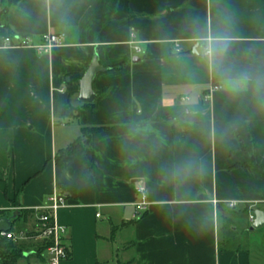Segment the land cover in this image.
<instances>
[{"label":"crops","instance_id":"1","mask_svg":"<svg viewBox=\"0 0 264 264\" xmlns=\"http://www.w3.org/2000/svg\"><path fill=\"white\" fill-rule=\"evenodd\" d=\"M0 7L12 36L37 44L65 36L49 54L0 49L1 217L48 206L58 191L67 206L57 222L69 230L62 264H256L235 243L234 225L255 240L249 215L264 212V91L229 90L206 53L226 43L238 68L264 75V0ZM95 56L107 71L96 75L90 106L79 100V81ZM214 85L221 90L210 93ZM84 127L108 128L94 137V170L86 157L57 163ZM189 159L196 170L177 172ZM221 220L232 227L223 237ZM29 245L17 264H46Z\"/></svg>","mask_w":264,"mask_h":264},{"label":"built area","instance_id":"2","mask_svg":"<svg viewBox=\"0 0 264 264\" xmlns=\"http://www.w3.org/2000/svg\"><path fill=\"white\" fill-rule=\"evenodd\" d=\"M65 42V36L62 34L48 33L42 36L41 43L37 44L31 37L8 36L0 39V49H36L40 54H49L53 48L61 46ZM140 53L139 48H135ZM221 90V86L214 85L210 89L213 91ZM209 96H206L208 98ZM137 195L141 197V202L137 204L140 211L147 210L149 202L145 188L136 189ZM67 206V198L63 193L54 192L50 197V204L43 206L35 212V223L30 229L27 224L25 227L9 230L0 233V241H11L16 245L35 244L43 245L45 251L43 256L46 258V264H62L70 258V250L67 244L69 230L67 227L57 222V213ZM235 203L230 207L234 208ZM18 210V209H17ZM21 210V209H19ZM255 214L249 215L250 223L255 222Z\"/></svg>","mask_w":264,"mask_h":264},{"label":"trees","instance_id":"3","mask_svg":"<svg viewBox=\"0 0 264 264\" xmlns=\"http://www.w3.org/2000/svg\"><path fill=\"white\" fill-rule=\"evenodd\" d=\"M11 36V33L8 32L4 26L0 28V39ZM115 69H108V71H113ZM118 70V68L116 69ZM81 77H78L80 79ZM90 106L92 104H88ZM74 110L72 111V115H74ZM108 128L102 127H84L81 130L80 137L75 140L71 145L67 148L59 150L56 154L55 160L56 162H60L64 158L67 157H86L90 160L92 164V170H94V149H93V140L95 135L107 131ZM20 216L12 221V226L10 230H13L14 223L18 221H22L23 224L26 225L30 219L35 216V212L33 210H19ZM5 214L4 211L0 210V217ZM29 244L16 245L11 241H0V264H17L19 260L25 257V252L28 249ZM35 253L38 257H42L45 247L43 245H34Z\"/></svg>","mask_w":264,"mask_h":264},{"label":"clouds","instance_id":"4","mask_svg":"<svg viewBox=\"0 0 264 264\" xmlns=\"http://www.w3.org/2000/svg\"><path fill=\"white\" fill-rule=\"evenodd\" d=\"M206 54L210 57L211 70L229 90H236L238 85H244L245 88L251 85L257 93L264 91V75H258L248 68H238L228 56L226 43L213 45L210 52ZM195 170L196 161L194 159H189L177 166V172L191 173Z\"/></svg>","mask_w":264,"mask_h":264},{"label":"water","instance_id":"5","mask_svg":"<svg viewBox=\"0 0 264 264\" xmlns=\"http://www.w3.org/2000/svg\"><path fill=\"white\" fill-rule=\"evenodd\" d=\"M2 14L3 11L0 7V28L2 27L1 24ZM139 61H140L139 59L133 60L134 63H137ZM106 71L107 69L101 66L99 57L95 56L87 72L85 73L83 78L79 81V89H80L79 100L81 102L87 104L94 103L96 99V93L93 88L94 80L97 74L104 73ZM254 214L256 219L251 226L252 231L259 230L264 227V212L260 210H256ZM19 216H20V212L19 210H16L12 213V215L9 218L0 217V233L9 231L12 226V221L17 219Z\"/></svg>","mask_w":264,"mask_h":264},{"label":"rangeland","instance_id":"6","mask_svg":"<svg viewBox=\"0 0 264 264\" xmlns=\"http://www.w3.org/2000/svg\"><path fill=\"white\" fill-rule=\"evenodd\" d=\"M239 221L243 223L244 219L239 218ZM234 226L237 227V231H235V236L238 238L235 240L237 246H239L240 249L251 250L254 254L253 260L256 261V264H264V228L256 231L254 240L253 237H250L242 229L238 228L240 226H237V224ZM22 227H25L23 224V219L21 222H15L13 228L18 229ZM259 231L260 233H257ZM220 232L222 237L223 235L226 236L232 233V227L228 225L226 220H221Z\"/></svg>","mask_w":264,"mask_h":264}]
</instances>
